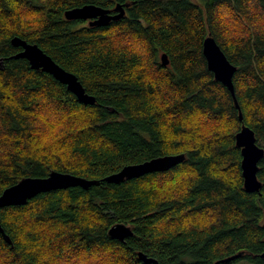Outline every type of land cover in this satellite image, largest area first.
<instances>
[{"label": "trees", "instance_id": "1", "mask_svg": "<svg viewBox=\"0 0 264 264\" xmlns=\"http://www.w3.org/2000/svg\"><path fill=\"white\" fill-rule=\"evenodd\" d=\"M108 25L67 21L94 5ZM209 35L236 67L234 106L202 54ZM18 37L74 74L82 104L52 76L13 59ZM169 60L160 62L161 54ZM0 195L50 172L101 180L184 154L165 172L51 191L0 209V264H264V156L247 193L235 135L264 149V0H0ZM129 226L124 242L108 237ZM142 253L155 263H144Z\"/></svg>", "mask_w": 264, "mask_h": 264}, {"label": "water", "instance_id": "2", "mask_svg": "<svg viewBox=\"0 0 264 264\" xmlns=\"http://www.w3.org/2000/svg\"><path fill=\"white\" fill-rule=\"evenodd\" d=\"M128 7L129 4H117L113 10L114 14H112L110 10H105L101 7L84 5L66 11L64 17L67 21H89V26L103 27L108 25L111 21L121 19L125 14V8ZM10 44L12 47L20 48V51L11 58L25 59L32 70L49 74L56 81L64 85L68 91L74 94L82 104L93 105L95 103V98L85 93L77 77L56 64L52 58L45 54L36 44L27 43L18 37L12 38ZM202 54L206 60L207 69L213 74L215 81L222 84L229 91L234 106L238 110V118L242 121V113L235 98L232 81L236 67L227 60L211 35L203 41ZM160 62L162 66H167L169 64L166 54H161ZM2 63L3 61L0 60V67L3 66ZM235 145L240 149L241 153L240 168L244 190L247 193L259 192L261 183L257 178V172L259 168L258 164L264 156V149L256 144L254 132L245 125H242L240 131L235 135ZM184 159L185 156L183 154L153 158L142 163L124 166L120 171L108 175L100 181L88 180L69 173L56 171L50 172L49 175L44 178L26 177L2 192L0 195V209L10 206L26 205L32 198L51 191L66 190L73 187H80L84 190H88L90 187L98 185L101 182L120 184L131 179L142 177L146 174L165 172L182 163ZM0 234L7 244H12L1 226ZM132 235L133 232L131 228L124 224H115L108 230V237L120 242H124L126 238ZM239 256L240 255L232 256L217 261L214 264L228 263ZM261 257L264 258V251ZM138 258L144 263H155L153 259L146 258L142 253H138Z\"/></svg>", "mask_w": 264, "mask_h": 264}, {"label": "rangeland", "instance_id": "3", "mask_svg": "<svg viewBox=\"0 0 264 264\" xmlns=\"http://www.w3.org/2000/svg\"><path fill=\"white\" fill-rule=\"evenodd\" d=\"M192 1L196 2L197 0H192ZM237 264H247V263L245 261H242V262L237 263Z\"/></svg>", "mask_w": 264, "mask_h": 264}, {"label": "flooded vegetation", "instance_id": "4", "mask_svg": "<svg viewBox=\"0 0 264 264\" xmlns=\"http://www.w3.org/2000/svg\"><path fill=\"white\" fill-rule=\"evenodd\" d=\"M89 21H85L84 23L88 24Z\"/></svg>", "mask_w": 264, "mask_h": 264}, {"label": "bare ground", "instance_id": "5", "mask_svg": "<svg viewBox=\"0 0 264 264\" xmlns=\"http://www.w3.org/2000/svg\"><path fill=\"white\" fill-rule=\"evenodd\" d=\"M68 72V71H67ZM184 155V154H183ZM144 255V254H143Z\"/></svg>", "mask_w": 264, "mask_h": 264}]
</instances>
